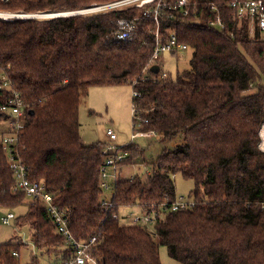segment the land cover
Returning a JSON list of instances; mask_svg holds the SVG:
<instances>
[{
    "label": "trees",
    "instance_id": "obj_1",
    "mask_svg": "<svg viewBox=\"0 0 264 264\" xmlns=\"http://www.w3.org/2000/svg\"><path fill=\"white\" fill-rule=\"evenodd\" d=\"M110 1L0 0V9L69 12ZM160 1L93 14L0 18V62L28 105L14 147L29 179L43 182L65 210L75 237H96L99 264H162L160 244L186 264H264V38L237 18L233 0H189L184 7ZM157 6L162 39L174 32L194 48L191 67L175 80L146 68L156 46ZM218 14L222 27L211 23ZM119 20L134 23L128 39L118 38ZM116 84L133 88L134 126L184 139L158 156L146 180H117L107 207L100 172L107 147L84 143L79 108L92 86ZM10 96L0 90V105ZM8 118L0 112V120ZM118 149L128 153L121 166L138 151L133 143ZM178 172L195 179L196 200L173 210ZM16 180L0 140V207L18 206L27 196L15 189ZM126 205L155 212L154 230L121 223L118 210ZM29 209L14 221L32 223L35 246L56 259L70 256L46 207L33 202ZM24 244L0 243V264H23ZM27 264L41 263L33 256Z\"/></svg>",
    "mask_w": 264,
    "mask_h": 264
},
{
    "label": "rangeland",
    "instance_id": "obj_2",
    "mask_svg": "<svg viewBox=\"0 0 264 264\" xmlns=\"http://www.w3.org/2000/svg\"><path fill=\"white\" fill-rule=\"evenodd\" d=\"M116 1L118 0L110 1L107 3H93L88 7L79 9L84 10L88 8L87 10H89L80 14H93L107 11L109 9L102 8V6L104 4L106 5L108 3ZM154 1H158V5H160V0H151L149 2L139 0L133 3L124 4L122 6L143 7L144 5L153 3ZM185 11H188V9L184 10V14H187V12ZM45 12L47 13L49 11ZM0 13L11 15L9 17L0 16V18L14 19L22 14H38L41 12L25 13L22 10L12 11L7 9H0ZM157 23L158 26L156 32H159V18ZM193 52L194 48L190 46H188L186 49H179L175 52L163 51L160 53L159 59L153 63L151 68L154 65H159L162 72L169 73L172 79L175 80L177 78L178 72H183L184 70L191 67L190 61L193 56ZM132 108L133 88L130 84L92 86L89 90L88 96L82 102L79 108L80 133L85 144L103 142L106 147L109 145H114V147H122L133 143L137 147V150H139L137 151V154L133 160L126 162L119 168L117 179L119 180L120 178H131L136 176L144 181L148 178L149 173L152 171L153 162L156 161L158 156L164 150L173 149L177 144L183 141L184 137L182 134H177L172 138L161 139L158 135L146 136L143 134H139L135 138H132V135H134L139 130L138 125L134 126L133 124ZM262 127L260 130L261 143L263 141V137L261 134ZM10 128L11 123L9 119L0 120V140H2V137L5 134L9 135ZM109 128L116 133L117 139L111 140L110 136L106 135V131ZM261 143L260 148L264 150V148H262L261 146ZM116 181L114 182V184L116 183ZM174 181L177 198L183 197L186 201L188 200L189 202H194L196 200L195 179L186 177L183 173L178 172L174 175ZM113 190L114 185L111 186L110 189L105 190L106 198H110ZM198 191L202 192V189L200 188ZM21 197L22 198H20V204L18 206L11 208L0 207V243L22 239L26 243L21 247L20 250V260L23 264L31 263L33 256H36L41 264H48L49 261L56 259V256L54 253L49 254L45 249H39L32 242L29 230V226L32 223L25 221V226H19L14 221V218L18 215L25 217V215L29 213V206L32 205L33 202L40 203V199L35 198L31 195ZM9 212H13L15 216L11 219V221L5 223L2 220V217H4V215ZM118 215L120 222L125 224H134L135 220L142 215L150 216L152 218V222L144 223V225H147L150 230H154L155 221L153 220L155 218V215H148V213L144 212L139 205L122 206L118 210ZM38 219L39 217L34 218V221L37 222ZM157 239L159 240V238ZM65 244L68 243L65 241ZM59 246L56 245L55 247ZM159 252L162 264H186L170 256L168 248L165 244L159 245Z\"/></svg>",
    "mask_w": 264,
    "mask_h": 264
},
{
    "label": "built area",
    "instance_id": "obj_3",
    "mask_svg": "<svg viewBox=\"0 0 264 264\" xmlns=\"http://www.w3.org/2000/svg\"><path fill=\"white\" fill-rule=\"evenodd\" d=\"M135 1L139 0H118L106 5L104 4L102 8H121L125 7L122 5L133 3ZM149 1L151 0H144V2ZM188 1L189 0H178L177 5L184 7L188 4ZM158 6L155 9L156 21H158ZM231 7L235 10L238 19H247L249 21L251 34L254 33L255 29H258L262 38H264V0H233L231 2ZM118 23L120 29L117 33L118 38L128 39L132 34L134 23L126 20H119ZM211 23L217 27L224 26L220 14L216 15ZM187 47L188 45L186 43H182L178 40L174 32L170 35L167 41H164L160 36V33L157 31L156 46L146 67L147 70H151V66L159 59L161 52H175L179 49H186ZM7 70L8 69L6 66L0 62V90H8L11 92V96L8 98L7 102L0 105V112L9 115L8 119L11 123L9 135L5 134L2 137V142L4 143L5 148L8 150L10 155V165L17 177L16 189L25 192L27 195H31L40 199V203L46 207L50 217L52 218L57 233H59L64 238V241H66L70 247H72L70 256L64 259L51 260L48 264H99V257L96 255V237H93L90 240L77 239L73 234L71 227L69 226V219L65 213V210L62 209L59 203L55 201L53 194L47 189L46 185L43 182L31 181L27 175V170L14 146L18 142L19 131L24 127L28 113V105L22 98L21 93L13 87V80L9 76ZM165 76H167V73L162 72V77ZM132 109L133 114H135V105H133ZM135 125H138L139 130L133 135L134 138L139 134L146 136L159 135V133L154 130H143L141 128L140 122H136ZM107 134L111 139H116L117 137L116 133L112 129H108ZM106 153L107 156L102 163L100 172L102 187L105 190H108L114 185V182L117 179L119 168L121 167L120 162L128 155V153L127 151L119 150L118 147H114V145L107 146ZM102 204L107 207H112L113 205V203L110 201V198L103 199ZM193 204L194 202H189L188 200L186 201L183 197H180L177 198V200L172 204V209H184ZM148 215H155V212ZM14 216L15 215L13 212H9L8 214L4 215V217H2V220L5 223H8L12 218H14ZM151 222L152 218L147 215L139 216L135 220V223L142 224ZM14 254L18 255V252H14Z\"/></svg>",
    "mask_w": 264,
    "mask_h": 264
},
{
    "label": "water",
    "instance_id": "obj_4",
    "mask_svg": "<svg viewBox=\"0 0 264 264\" xmlns=\"http://www.w3.org/2000/svg\"><path fill=\"white\" fill-rule=\"evenodd\" d=\"M88 9V8H87ZM87 9L84 10H78V11H70V12H41L38 14H22L20 16H18L17 18H50V17H58V16H64V15H71V14H80V13H84L86 11H89ZM4 19H8V18H4ZM160 70V66L159 65H154L151 68V71L153 72H158Z\"/></svg>",
    "mask_w": 264,
    "mask_h": 264
},
{
    "label": "bare ground",
    "instance_id": "obj_5",
    "mask_svg": "<svg viewBox=\"0 0 264 264\" xmlns=\"http://www.w3.org/2000/svg\"><path fill=\"white\" fill-rule=\"evenodd\" d=\"M12 14H13V13H12ZM18 15H19V14H18ZM0 16H2V17H9V16H11V15H10V14L8 15V14H1V13H0ZM261 134H262V137H263L262 145L264 146V125H263V127H262Z\"/></svg>",
    "mask_w": 264,
    "mask_h": 264
},
{
    "label": "crops",
    "instance_id": "obj_6",
    "mask_svg": "<svg viewBox=\"0 0 264 264\" xmlns=\"http://www.w3.org/2000/svg\"><path fill=\"white\" fill-rule=\"evenodd\" d=\"M109 129H110V128H109ZM107 130H108V129H107ZM106 135L109 136V135L107 134V131H106ZM158 136H160L161 139H164V137H163V135H162L161 133H159ZM132 138H134L133 135H132ZM116 139H117V137H116ZM111 140H113V139H111ZM114 140H115V139H114ZM138 150H139V149H138Z\"/></svg>",
    "mask_w": 264,
    "mask_h": 264
}]
</instances>
